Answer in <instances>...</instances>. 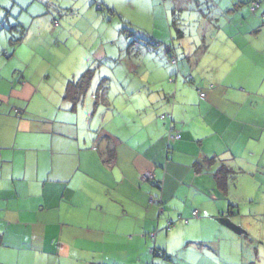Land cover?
<instances>
[{
	"label": "crops",
	"instance_id": "crops-1",
	"mask_svg": "<svg viewBox=\"0 0 264 264\" xmlns=\"http://www.w3.org/2000/svg\"><path fill=\"white\" fill-rule=\"evenodd\" d=\"M164 1L168 17L169 4L203 0ZM204 1L213 8L184 25L189 44L183 34L176 48L170 21L162 25L176 69L162 60L160 84L139 65L147 94L118 87L113 96L129 95L119 114L109 91L107 110L97 97L89 111L66 98L69 82L40 92L0 35V264H169L180 254L175 224L194 220L200 233L228 224L246 199H230L231 185L264 190V2ZM223 165L236 174L221 183ZM201 243L196 254L220 250Z\"/></svg>",
	"mask_w": 264,
	"mask_h": 264
},
{
	"label": "rangeland",
	"instance_id": "rangeland-1",
	"mask_svg": "<svg viewBox=\"0 0 264 264\" xmlns=\"http://www.w3.org/2000/svg\"><path fill=\"white\" fill-rule=\"evenodd\" d=\"M165 4L164 0H0V35L6 36L5 41L10 46L7 53L16 52L11 60L20 68V75L39 85L40 92L48 87L57 94L59 86L65 87L64 84L71 81L78 82L92 68L93 86L83 95L81 108L84 105L83 111H89L95 97H98L99 108L107 110L109 101L103 99L102 94L109 91L110 100L114 98L117 101L116 113L119 114V105H124L129 95L113 96V92L117 94L118 87L124 91L126 84H134L137 91L147 94L145 91L149 84L142 79L145 71H138L139 65L145 63L144 68H151L154 82L160 84L164 75L161 66H167L162 60L176 65L172 61V54L167 52L166 39L162 41L159 38V35L165 37L162 25H167L168 21L172 25V41L177 44L170 43L173 50L184 38L183 34L187 44L193 39L189 31L183 33L184 25L192 24L193 10L207 12L212 7L204 0L199 7L188 6L182 10L169 4V16L165 17ZM104 51L108 57H105ZM132 65L139 73H132ZM187 85L195 86L192 83ZM161 88L159 85L158 89ZM176 89L177 86L171 85L170 92ZM79 114L82 115V111L76 115ZM250 183L248 179L231 185L230 199L246 197L241 203V215L229 217L230 222L225 225L218 223L214 228L206 226L210 231L205 230L204 225L201 232L204 240H201L200 228L194 224V220L184 219L180 224H175L174 233L179 238L172 241V247L180 254L175 258L170 254L171 258L166 262L264 264V190H256L257 186L253 188ZM218 229L221 233L216 239ZM166 232L168 230L164 234ZM204 241L207 251L215 241L219 244V252L212 249L214 255L199 251L196 254L195 249L200 250Z\"/></svg>",
	"mask_w": 264,
	"mask_h": 264
},
{
	"label": "trees",
	"instance_id": "trees-1",
	"mask_svg": "<svg viewBox=\"0 0 264 264\" xmlns=\"http://www.w3.org/2000/svg\"><path fill=\"white\" fill-rule=\"evenodd\" d=\"M93 73H94L93 69H90V70L86 71V73L83 74L81 76V78H79L78 82L74 83L73 81H71L68 84L66 98H68V99L70 98V100L73 103V106H76V104H78L81 101L83 95L85 94L86 90L89 87ZM95 98H97V97H95ZM214 160H215V158H212L210 161H214ZM235 174H236L235 171H233L228 166L223 165L222 169L220 171V177H219L220 179L219 180L221 183H224V178L230 177L233 179V178H235ZM151 236L154 238L155 233H152ZM154 253H156V250H154Z\"/></svg>",
	"mask_w": 264,
	"mask_h": 264
},
{
	"label": "built area",
	"instance_id": "built-area-1",
	"mask_svg": "<svg viewBox=\"0 0 264 264\" xmlns=\"http://www.w3.org/2000/svg\"><path fill=\"white\" fill-rule=\"evenodd\" d=\"M263 2H264V0H252L251 3H250L251 9H252V10L257 9L258 7H260V5H261ZM56 24H57V23H56ZM201 96L204 97V96H205V93H201ZM162 117L164 118L165 115H163ZM168 138H169L170 140H172V139H179V138H180V135H179L178 133H172V132H170V133L168 134ZM152 177H153V176H152L150 173H145V174L142 175V180L145 181V182H147V181L151 180ZM197 213H198L197 211H194V213H193L194 216H196Z\"/></svg>",
	"mask_w": 264,
	"mask_h": 264
}]
</instances>
